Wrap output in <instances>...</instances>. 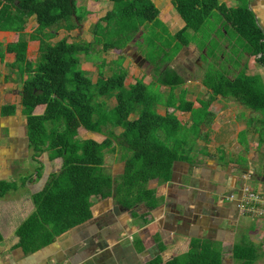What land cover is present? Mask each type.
<instances>
[{"label":"trees","instance_id":"16d2710c","mask_svg":"<svg viewBox=\"0 0 264 264\" xmlns=\"http://www.w3.org/2000/svg\"><path fill=\"white\" fill-rule=\"evenodd\" d=\"M111 2L112 8L92 26L93 40L69 41L64 36L53 41L59 30L77 28L89 9L78 5V0H0V30L19 33L16 42H0V58L4 59L5 51L15 53V60L8 66L17 72L22 83V112L27 119L33 154L39 156L48 151L50 160H62L60 170L51 172L35 210L16 230L19 244L26 251L42 248L53 242L56 235L88 220L93 195L108 196L115 192L127 207L141 201L155 207L154 190L148 188L150 180L170 181L175 162L186 153L187 134L184 135V123L175 113L177 110L191 112L192 128L188 131L192 134L213 121L214 112L209 108L219 96L232 98L263 115L258 119L262 127L257 132L258 144L264 142H259L264 138L261 75L248 74L247 67L233 76L210 69L202 78L209 96L198 99L200 106L195 107L182 86L185 76L169 64L184 46L197 40L198 34L205 36L196 44L204 57L219 55L217 44L209 42L205 25L208 19H214L221 26L222 36L234 34L243 39L244 50L264 66V29L249 8V0H238L237 6H228L220 0H171L185 23L174 34L160 20L154 0ZM31 16H36L38 26L26 33L25 24ZM144 23L149 29L146 26L141 29ZM141 30L144 41L139 44L145 46L143 54L155 68L154 79L149 83L141 77L126 84L128 71L119 65L108 77L103 75L100 65L94 82L82 68L83 60L99 58L104 65L103 55L96 53L125 47ZM30 41H39L41 55L37 61L28 57ZM99 44L102 46L97 48ZM154 84H158L157 90L152 89ZM113 97L115 104L108 106L109 98ZM39 104H45L42 114L34 113ZM158 106L166 107V112L160 113ZM10 107L9 113H14L15 105ZM132 113L138 116L131 118ZM82 126L104 133L106 138L82 139L78 136ZM118 127L122 131L117 132ZM247 136L248 129L241 130L240 142ZM116 147L126 163L120 180L114 179L104 165L106 152H114ZM37 171L42 173V166ZM2 238L0 232V241ZM191 247L195 257L185 264H222V248L213 241L195 238ZM260 248L250 239L237 241L233 259L240 264H255L260 258ZM159 263L155 259L150 264ZM166 264L176 262L170 260Z\"/></svg>","mask_w":264,"mask_h":264},{"label":"crops","instance_id":"0c3cea01","mask_svg":"<svg viewBox=\"0 0 264 264\" xmlns=\"http://www.w3.org/2000/svg\"><path fill=\"white\" fill-rule=\"evenodd\" d=\"M220 1L228 6L238 5V0ZM92 2L84 0L80 4L78 1V5L89 9L87 16L93 22L91 31L92 26L112 8V5L107 8L102 4L105 13L96 15L89 7ZM249 8L254 11L259 25L264 29V0H249ZM34 19L36 21V16H31L26 25L31 22L34 25ZM84 20L71 31L75 30L79 35L82 25L86 23ZM181 20L180 28L185 24ZM25 32H31L27 26ZM18 39V32L0 30V42L8 44ZM93 39L92 31V39L85 40ZM101 46L99 44L97 48ZM103 54L106 59V53ZM3 55L4 59L0 58V232L3 236L0 241V264H150L155 259L160 260L159 264H166L170 260L185 264L195 257L191 247L195 238L211 240L220 245L222 264H240L234 261L232 251L235 242L242 239L262 245L264 252L263 218L252 211L241 210L239 200L225 198L231 192L239 195L244 184H251L255 191L258 186H264V173L254 172L253 169V164L257 169L264 163L262 157H257V148L262 144L257 145L255 142V148H252V135L256 134L258 141V129L248 128V121L240 120V105L223 96H219L209 108L214 112L211 127L203 125L195 130L200 134H191L196 143L186 144L188 153L176 161L171 180H150L148 188L154 190L155 207L152 208L145 201L127 207L118 200L115 192L108 196L93 195L92 215L88 220L56 235L50 244L35 251H26L19 244L16 230L35 210L51 172L60 170L62 160L56 158L61 162L57 170H52L53 160L49 159L48 151L34 156L27 119L22 112V83L17 72L8 66L15 60V53L5 51ZM90 62L97 69L94 72L88 68L92 73L98 74L101 65L106 68L107 77L120 65L128 71V77L130 75L135 79H126L127 84L139 78L133 76L135 63L127 56L106 59L104 65L99 58ZM82 67L85 68L83 64ZM243 67H248V63ZM187 99L199 107L197 100L205 98L196 99L198 105L193 98ZM11 105L16 107L14 113H9ZM44 111L45 105L35 109L36 114ZM176 114L180 116L177 111ZM137 116V113L131 115L132 118ZM180 120L185 126L191 127V112L186 115L185 121ZM245 128L248 129L247 139L240 142L239 132ZM220 146L227 151L244 150L246 160L222 164L218 153ZM113 154L112 163L108 160L110 154H106L104 165L114 179L120 180L126 163L121 159V154ZM41 166L42 173L39 174L37 169ZM116 206L119 207L118 213L114 212Z\"/></svg>","mask_w":264,"mask_h":264},{"label":"rangeland","instance_id":"374dc122","mask_svg":"<svg viewBox=\"0 0 264 264\" xmlns=\"http://www.w3.org/2000/svg\"><path fill=\"white\" fill-rule=\"evenodd\" d=\"M78 1L81 2L80 4L84 3V0H78ZM92 1L93 2L91 4H89V7L93 12L96 13V15H102L105 13V11L102 10V4H105L107 6V8H110L112 5L110 0H92ZM154 1L156 3L157 7L159 8V11H160V15H159L160 20L163 23H165V25L168 27L169 31L172 34H174L177 30L180 29L182 23L180 22L181 18L179 16V14L177 13L175 7L173 6L171 0H154ZM36 21L34 19V23H35L34 25L32 22L29 23L28 25L25 24V28L27 26L28 31H32L34 28H36L38 26V23L36 25ZM84 21L86 23L82 25L79 35L77 34V32H75V30L74 31H65V30L61 29L57 32V36L55 38H53V41L61 39L64 36H67L69 41H73L75 39H92L91 25L93 24V22L90 21L88 16L85 17ZM27 22H28V20H27ZM205 25H208L207 29H208V32L210 35L209 34H207V35L210 37L209 42H211L213 44H217V50L216 51H217V53L219 52V55H217L215 58L214 57L211 58L209 56L208 59H206L204 57L205 54L196 46L197 41H199V40L202 41V39L205 38V36H203L204 34H198L197 33L198 35L195 36V37H197V40H195L194 43H191L189 46H184L179 51L180 56L179 57L176 56L170 62V64H173V66L176 69H178L186 78V82L182 86H183V88L187 89V98L188 97L193 98V100L197 104L198 100L196 101V99H198V98H205L206 99L209 96V91L207 90L206 87H204V84L202 82V78L205 75V72L210 70V69L216 68L217 70L225 71L226 73H229L231 76H233V75L237 74L239 71L245 69L242 67H243V65L248 63L247 71H249L250 73H255V74L257 73V74L261 75L263 82H264V66H262L261 64H259L257 62L255 56H251L250 54H248V52H246L244 50V47H245L244 43H246V42L243 39H241L240 37H238L234 34H230V36H227V37H225L226 35L222 36L220 34L221 26L216 24L214 19H212V20L208 19ZM144 26H146L145 23H144ZM143 27H141V29H143ZM146 27L149 29L148 26H146ZM24 31H25V29H24ZM190 32L195 34L194 31H192V30H190ZM27 33H30V32H27ZM142 33L143 32L141 30L137 34V39H140V41H143L141 38ZM222 37H224L227 41H225ZM136 45L138 46L139 51L141 53H142V51L144 52L145 47H143L141 45L139 46L138 44H136ZM209 46L212 47L211 44H209ZM140 48H141V50H140ZM149 51H151V50H149ZM221 51H223V53H221ZM40 55H41V51L39 50V41H30L29 42V57H30V59L33 61H37V60H39ZM101 55H103L102 57L104 58V54H102V52L96 53V56H101ZM106 56H107L106 59H115L116 57H120V56H127L128 58H131L128 54V51H123L120 49H112L111 51H108L106 53ZM123 58L124 57L120 58L121 62H122ZM106 59H105V61H106ZM82 64L86 68V70L88 68L92 69L94 72H96V70H97L94 63H91L90 61L83 60ZM7 69H9V68L7 67ZM135 69H136V71L133 74L134 77H136V76H139V78L143 77L147 83H149L150 81H152L154 79L155 68H154L153 64L145 61L141 66H138L135 64ZM115 70L113 71V73L115 72ZM87 71H88V75L91 77V79L93 81H95L94 79L98 78L99 75L97 73H92L89 70H87ZM103 71H104V73L106 72L105 67L103 68ZM113 73H111V75ZM127 79L128 80H135L130 75ZM152 89L157 90L158 84L152 85ZM230 99L235 101L236 103H238L240 105V107H239V111H241L239 114L240 120L241 119L247 120V118H249V117H255L256 119L263 117L260 112H255V111L251 110L250 108H247L245 105L240 104L236 100H234L232 98H230ZM228 101L229 100H227V102ZM108 102H109L108 106H113L114 103L116 102L115 97L109 99ZM39 105H45V104H39ZM39 105H36V107H38ZM36 107H35V109H36ZM35 109H34V113H35ZM166 110H167L166 107L158 106V111L163 113ZM169 110H173V109L170 108ZM177 113L180 115L179 116L180 119L185 121L186 115L190 112L177 110ZM206 127H211V123H206ZM189 129H191L190 126L184 125L183 132H184L185 136L187 134V139H186L187 142H191V144L194 145L196 142L191 138V131H188ZM253 129H254V127H253ZM120 130H121L120 127L116 128V131H120ZM195 133L200 134V132H195ZM78 136L82 139H84V138H95L99 141H102L106 138V134L100 133V132H92L83 126L79 128V135ZM253 140H254V144H253L252 148H255V142H257V145H258L256 134L252 135V141ZM263 140H264V138H262L261 140L259 139V142L262 143ZM263 143L260 147L257 146L258 147L257 148L258 149L257 157H260V158L262 157V160L264 161V144ZM115 146H119V145L115 144ZM119 149H120L119 147H116V151L106 153V154H110V156L108 157V160H110L111 163L114 161V154L113 153H117L119 156V154H120ZM241 152L240 151H238V152L227 151L223 147L221 148V146L218 149V153L221 156V163L224 165L226 164V162L227 163L230 161L234 162V160H239L238 162H240V160H246V156L244 154L245 151L242 150ZM187 153L188 152H187V147H186L185 155H187ZM202 153H203V151H202ZM52 162H53V165L51 164V169L57 170L61 160L55 159ZM253 163H255L254 160H253ZM262 164L263 165L261 167L259 165L257 167V169H256L255 165L253 164L254 172H258L260 174L264 173V163H262ZM27 170L28 169H26V171ZM250 186H251V184H250ZM257 190H258V192L264 194V186L263 185L258 186L256 191ZM259 217H262L263 218L262 221L264 222V215L259 216ZM259 253H260L261 259H259V261L256 264H264V252H263L262 245H261V248L259 249Z\"/></svg>","mask_w":264,"mask_h":264},{"label":"built area","instance_id":"2783aa9c","mask_svg":"<svg viewBox=\"0 0 264 264\" xmlns=\"http://www.w3.org/2000/svg\"><path fill=\"white\" fill-rule=\"evenodd\" d=\"M227 200L237 199L240 201V209L252 211L258 216L264 215V194L255 191L250 185L244 184L241 188V193L236 195L231 192L226 195Z\"/></svg>","mask_w":264,"mask_h":264},{"label":"clouds","instance_id":"9594fccd","mask_svg":"<svg viewBox=\"0 0 264 264\" xmlns=\"http://www.w3.org/2000/svg\"><path fill=\"white\" fill-rule=\"evenodd\" d=\"M103 17V16H102ZM142 35H143V33H142ZM142 35H141V38H142ZM142 40L144 41V39L142 38ZM139 41H140V39H137V36L129 43V44H127L125 47H123V48H121L120 50H123V51H128V54H129V56L131 57L130 59L131 60H133L134 61V58L132 57V54L133 53H135V52H137V53H139V54H142L143 55V57H145V55L143 54V51H142V53L139 51V48H138V46L136 45V44H138L139 46H140V44H139ZM143 41H141V42H143ZM129 45V46H128ZM128 46V47H127ZM142 46V45H141ZM143 47H145V46H143ZM113 49H119V48H113ZM140 50H141V48H140ZM180 54V52L176 55V56H178ZM175 56V57H176ZM174 57V58H175ZM128 58V57H127ZM146 58V57H145ZM173 58V59H174ZM147 59V58H146ZM148 63H150V61L147 59L146 60ZM134 63H135V61H134ZM136 65H138L137 63H135ZM170 64V63H169ZM120 66V65H119ZM139 66V65H138ZM154 66V65H153ZM122 68V67H121ZM102 71H103V67H102V69H101ZM129 74V73H128ZM98 75H99V72H98ZM103 75L105 76V73H104V71H103ZM111 76V75H110ZM108 77V76H107ZM128 77V76H127ZM97 79V78H96ZM96 81V80H95ZM94 81V82H95ZM131 83H134V82H131ZM127 84V83H126ZM129 84V83H128ZM115 104V103H114ZM252 110V109H251ZM254 111V110H253ZM255 112H257V111H255ZM263 116V115H262ZM132 118V117H131ZM136 118V117H135ZM251 119H254V121L250 124V120ZM258 119H260V118H255V117H249V118H247V121H248V123H247V127L249 128V127H254L256 130H257V128L258 129H261V127H262V124L260 123V121L258 120ZM245 129H247V128H245ZM91 131V130H90ZM120 131H122V129L120 130ZM92 132H95V131H92ZM117 132H119V131H117ZM95 139V138H94Z\"/></svg>","mask_w":264,"mask_h":264},{"label":"water","instance_id":"95a60500","mask_svg":"<svg viewBox=\"0 0 264 264\" xmlns=\"http://www.w3.org/2000/svg\"><path fill=\"white\" fill-rule=\"evenodd\" d=\"M129 46V45H128ZM127 46V47H128ZM180 56V54L178 55V57ZM132 57L134 58V61H135V63H137L139 66H141L147 59L145 58V57H143V55L142 54H139V53H137V52H135V53H133L132 54ZM172 67H174L173 66V64H170ZM175 68V67H174ZM176 163V162H175ZM174 167H175V164H174ZM174 174V173H173ZM114 212L115 213H118L119 212V207L118 206H116L115 208H114Z\"/></svg>","mask_w":264,"mask_h":264},{"label":"flooded vegetation","instance_id":"af4514ba","mask_svg":"<svg viewBox=\"0 0 264 264\" xmlns=\"http://www.w3.org/2000/svg\"><path fill=\"white\" fill-rule=\"evenodd\" d=\"M245 178V177H244ZM239 190V189H238ZM241 192V191H240Z\"/></svg>","mask_w":264,"mask_h":264}]
</instances>
